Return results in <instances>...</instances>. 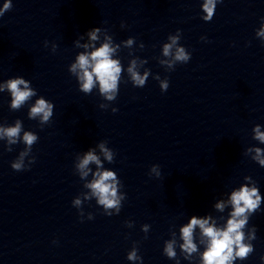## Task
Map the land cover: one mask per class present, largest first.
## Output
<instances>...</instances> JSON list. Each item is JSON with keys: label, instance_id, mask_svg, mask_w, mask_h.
I'll return each instance as SVG.
<instances>
[{"label": "clouds", "instance_id": "1", "mask_svg": "<svg viewBox=\"0 0 264 264\" xmlns=\"http://www.w3.org/2000/svg\"><path fill=\"white\" fill-rule=\"evenodd\" d=\"M222 0H204L202 5L203 12L207 15L201 18L204 21H211L217 3ZM12 7L11 0H6L3 8L0 9V16H3L4 12L10 10ZM121 27H124L123 23ZM180 31V30H178ZM99 27L92 28L88 33L90 41H97L99 39L98 33ZM259 37H264V23L261 24L260 29L256 33ZM106 42L102 43L99 47H94L92 44L79 45L85 49L93 48L92 51L81 52L74 63L71 64L68 71L75 75L80 84V91L84 93H90L93 87L98 82L99 91L105 96L107 100L116 99L118 93V82L120 80L122 66L121 61L113 59V54L119 48V45H112V38L106 37ZM201 39H204L202 37ZM170 43L163 46L164 56H171L172 49L175 46V55L171 61H169V67H173L176 62L187 63L191 59V53L185 50V47L178 45V36H170ZM78 43V42H77ZM133 44V39L125 41V46L130 47ZM127 72L130 74L131 80L135 87H144L149 73L146 71L144 75H140L136 71V61L132 60L130 66L127 68ZM158 79V77H157ZM23 86V87H21ZM169 87L168 80L161 81V91H166ZM7 89L11 93V110H19L25 102L31 97L36 95V92L29 87L28 82L23 78L9 79L5 85L0 86V91ZM117 109H113L116 112ZM53 116V104L46 101L44 98L37 99L35 104L31 106L29 111V118L35 119L40 117L41 123H47ZM22 131L21 122L17 120L15 126L0 127V139H7L9 145L17 144L20 141V134ZM256 139L264 142V133L260 132L259 127L255 129ZM23 143L26 145L25 152L21 153V158L16 162L11 163V167L15 171H23L25 169L23 163V157L31 152L32 146L38 141V136L30 131L24 132L22 137ZM101 151L107 161L113 162V152L105 148L104 144L100 146ZM11 151V148H7ZM255 160L260 165L264 166V158H261V149H255ZM35 162V157L31 162ZM95 163L99 169L101 161L93 151L89 150L80 160L77 167L81 172V177H87L89 174L88 165ZM159 166L153 165L151 171L160 175L158 171ZM246 179H248L246 177ZM117 173L114 171H99L97 170L93 174L91 182L86 184V187L91 189L94 196L98 198V204L103 206V212L107 216H112L114 213L109 211L115 209V214H119L121 210V199L123 197L117 196ZM88 197H86L87 199ZM230 204L232 211L230 217L227 219L226 225L223 227H217L216 222L210 223L211 217L197 218L192 216L190 221L180 229V236L183 243L179 246L184 253V259H189L191 255L198 251L197 244L194 242V229L197 227L200 229L201 235L206 238L207 245L205 250L201 253L202 264H232L237 258L245 260L253 252L254 248L251 243H245V234L242 229L248 223L249 213L254 214L259 211L261 204V196L259 195V189L256 186L249 188L248 186H242L238 191H233L230 197ZM76 206L81 204L80 199L73 201ZM225 204L223 202L217 203L216 208L223 211ZM83 217V212L79 213ZM88 219H93L91 213L88 214ZM145 232L148 231V226L143 227ZM255 227L252 230L251 239H255ZM175 241L166 243L163 248V253L169 259H176L177 252L174 248ZM137 248H133L131 252L127 254V259L130 261H141L142 258L137 255ZM264 261V256L261 257ZM177 264L179 262L177 261Z\"/></svg>", "mask_w": 264, "mask_h": 264}]
</instances>
